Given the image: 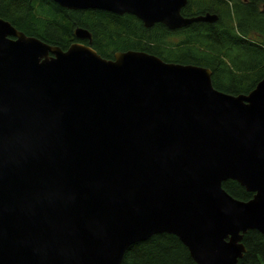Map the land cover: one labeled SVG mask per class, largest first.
I'll use <instances>...</instances> for the list:
<instances>
[{
  "label": "water",
  "instance_id": "water-1",
  "mask_svg": "<svg viewBox=\"0 0 264 264\" xmlns=\"http://www.w3.org/2000/svg\"><path fill=\"white\" fill-rule=\"evenodd\" d=\"M53 1L171 30L217 20L185 17L188 0ZM250 230L264 235V77L229 94L208 67L63 50L0 15V264H121L163 232L196 264H237Z\"/></svg>",
  "mask_w": 264,
  "mask_h": 264
},
{
  "label": "trees",
  "instance_id": "trees-1",
  "mask_svg": "<svg viewBox=\"0 0 264 264\" xmlns=\"http://www.w3.org/2000/svg\"><path fill=\"white\" fill-rule=\"evenodd\" d=\"M264 0H188L185 17L216 14L215 22H193L171 30L165 24L146 27L135 15L100 9L70 10L53 0H0V15L29 36L63 50L75 42L91 43L104 58L118 51L137 50L167 62L191 63L212 71L215 88L246 94L264 77ZM77 28L91 33L80 40ZM223 187L247 201L253 193L239 182ZM246 253L237 264H264V235L250 230L244 236ZM121 264H196L189 249L174 234L163 232L131 245Z\"/></svg>",
  "mask_w": 264,
  "mask_h": 264
}]
</instances>
